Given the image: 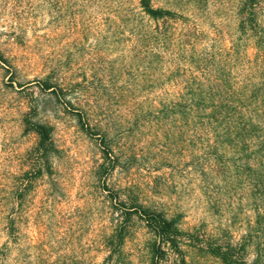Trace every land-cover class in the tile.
<instances>
[{
    "label": "rangeland",
    "instance_id": "rangeland-1",
    "mask_svg": "<svg viewBox=\"0 0 264 264\" xmlns=\"http://www.w3.org/2000/svg\"><path fill=\"white\" fill-rule=\"evenodd\" d=\"M134 1L0 0V210L12 222V237L0 231L9 249L0 264H151L155 236L136 215L127 218L109 190L127 205L178 216L192 235L181 238L183 264H222L204 241L226 227L233 238L246 230L245 208L230 226L229 208L243 194L230 196L229 173L218 165L204 176L183 171L182 120L160 110L179 87L164 78L156 84L175 49L156 67L148 64L150 45L141 49L135 37L138 18L112 12ZM153 4L182 15L176 31L190 32L198 52L213 45L219 66L264 75V0ZM51 69L63 89L56 96L40 88ZM25 121L45 126L46 159ZM102 133L112 161L102 152ZM162 249L158 264H181Z\"/></svg>",
    "mask_w": 264,
    "mask_h": 264
},
{
    "label": "trees",
    "instance_id": "trees-1",
    "mask_svg": "<svg viewBox=\"0 0 264 264\" xmlns=\"http://www.w3.org/2000/svg\"><path fill=\"white\" fill-rule=\"evenodd\" d=\"M171 4L176 6L178 2ZM131 5L126 8L120 6L112 12L113 15L119 13L138 18L135 37L141 49L150 45L148 64L156 67L162 63L161 54L170 51V47L175 49L174 52L171 50V54L175 53L176 56L173 60L164 61L163 71L166 74L160 73L156 84H160V78H164L165 82L171 81L179 87L178 96L168 107L160 110L178 115L182 120L183 142L187 151L183 171L204 176L211 165L220 166L232 178L230 196L237 191L241 192L237 194H243V197L238 195L235 198V207L229 208L230 226L238 219L243 208L251 214L246 230L238 237L233 238L226 227L222 229L220 237L206 239L204 246L207 252L219 258L222 264H247L249 254L253 256L249 264H264V75L257 76L248 69L247 74L244 70L241 73L231 72L226 64L219 66L215 62L216 53L211 44L209 50L196 51L189 44V38L195 37L188 31H176V23L184 22L182 15L176 11L162 6L154 7L153 0H135ZM143 20L152 22V25L145 26ZM186 46L189 48L186 49ZM185 51L187 56L183 58ZM232 55L236 58L238 51ZM53 71L51 69L45 74L40 88L56 96L63 89L51 81ZM75 114L81 116L80 112ZM24 124L38 135L37 149L46 159L50 144L45 126L28 121ZM85 124L89 134H96L91 133L88 122ZM99 140L104 156L109 161L114 160L110 157L111 149L106 143L105 134H100ZM220 192L217 190V194ZM108 194L117 201L127 218L136 215L155 236L151 264H158L159 254L164 252L162 247L179 257L183 264L181 238H192V235L179 228L178 216L167 217L162 211L133 201L127 205L118 201L116 193L109 190ZM222 194L229 195L228 191ZM212 204L214 206L216 203ZM125 228L123 224L115 228L114 236L120 238ZM11 229L9 214L0 210V231L12 237ZM8 250V241L0 244L1 262L6 259Z\"/></svg>",
    "mask_w": 264,
    "mask_h": 264
}]
</instances>
